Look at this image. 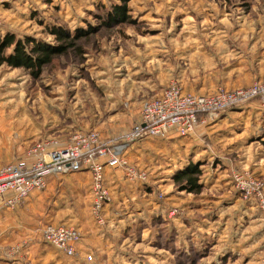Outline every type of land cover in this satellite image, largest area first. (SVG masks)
I'll list each match as a JSON object with an SVG mask.
<instances>
[{
    "label": "rangeland",
    "instance_id": "obj_1",
    "mask_svg": "<svg viewBox=\"0 0 264 264\" xmlns=\"http://www.w3.org/2000/svg\"><path fill=\"white\" fill-rule=\"evenodd\" d=\"M116 5L126 6L128 21L105 23ZM50 28L71 38L60 40ZM8 33L74 46L38 77L0 67V169L25 159L42 139L64 147L76 133L95 130L116 140L171 85L212 94L264 78V0H4L0 36ZM251 103L208 116L189 134L133 144L126 158L135 176L112 167L107 182L105 176L103 224L93 215L91 172L50 176L45 189L61 178L67 185L49 193L32 224L47 216L44 223L105 235L92 255L77 258L32 230L25 262L55 264L57 256L60 264H264V210L252 189L264 195V128L256 127L264 115ZM245 105L251 113L241 111ZM193 164L201 170L199 192L175 178ZM3 240L0 253L10 258L17 244Z\"/></svg>",
    "mask_w": 264,
    "mask_h": 264
},
{
    "label": "built area",
    "instance_id": "obj_2",
    "mask_svg": "<svg viewBox=\"0 0 264 264\" xmlns=\"http://www.w3.org/2000/svg\"><path fill=\"white\" fill-rule=\"evenodd\" d=\"M3 1L0 0V3ZM251 100H259L264 106V78L233 90L218 87L212 94L186 92L179 85H171L147 102L140 120L116 140L105 141L97 131L90 130L76 133L70 144L64 147L56 146L57 142L53 139L36 142L25 159L10 162L0 169V201L14 209L34 192L44 190L50 176L87 169L93 180V215L99 224H103L102 210L109 194L105 186L106 168H127L128 176L134 177L136 172L126 158V152L133 144L147 137L189 134L208 116ZM252 189L257 191L256 196L264 210L263 193L254 187ZM34 232L68 256L77 253L76 245L82 238L80 230L68 224L46 223L35 228ZM27 241L12 246L10 254L24 251L23 248L29 245ZM91 259L89 255L88 260Z\"/></svg>",
    "mask_w": 264,
    "mask_h": 264
},
{
    "label": "crops",
    "instance_id": "obj_3",
    "mask_svg": "<svg viewBox=\"0 0 264 264\" xmlns=\"http://www.w3.org/2000/svg\"><path fill=\"white\" fill-rule=\"evenodd\" d=\"M162 93V92H161ZM256 103H251L255 104V107L259 108L261 113L264 115V106L259 100H255ZM248 105H245L241 108V111H247L248 113H251L252 110L247 108ZM240 109V108H238ZM255 109V108H254ZM236 110H230L228 112L233 113ZM240 111V112H241ZM254 111V110H253ZM253 114V113H252ZM251 114V115H252ZM258 125L256 127H261L262 129L264 128V125L262 126L259 123H262L263 121H260V118L258 116ZM85 170V169H84ZM87 170V169H86ZM112 171L113 169L107 167L106 168V182H107V175L108 179L112 176ZM88 173L89 171L87 170ZM108 173V174H107ZM71 176V175H70ZM67 179V178H65ZM70 179V178H69ZM68 180H64L63 178L60 179L58 186L53 187L54 189L50 190V188L34 192L31 194L23 203L19 204L16 208L10 209L6 207L2 201H0V210L4 211V214L1 213L0 211V236L3 238V242H7L9 244H19L21 241L28 240L31 237L32 230L37 228L38 226L42 224H46L43 221H47V216H43L42 218L35 219L36 222L32 224V212L35 210H39V207H42L43 204L47 203L49 197V193H52V191H58V189L63 186V189L67 185ZM70 187L69 189L72 190H77V185L76 182L68 184ZM68 189V187H67ZM49 191V192H48ZM48 192V193H47ZM46 214V211H45ZM83 231V236L82 239L77 243V254L75 257L79 258L80 256H86L87 254H91L90 250L92 249L93 246L99 242V240L104 237L105 232L99 230L98 228L93 229H87L84 227H81ZM101 231V232H99ZM94 238V239H93ZM2 240V239H1ZM101 241V240H100ZM29 251H21L19 254H15L11 256L10 258H5L1 253H0V264H29L26 263L25 260L29 257L30 253H27ZM61 253V252H60ZM56 254V253H54ZM62 254V253H61ZM92 255V254H91ZM54 256V255H53ZM49 254H45L43 257H48L47 259H50L51 257ZM56 263L55 264H60L61 258H57L56 256Z\"/></svg>",
    "mask_w": 264,
    "mask_h": 264
},
{
    "label": "trees",
    "instance_id": "obj_4",
    "mask_svg": "<svg viewBox=\"0 0 264 264\" xmlns=\"http://www.w3.org/2000/svg\"><path fill=\"white\" fill-rule=\"evenodd\" d=\"M107 21L105 23L125 22L128 21L127 8L125 5H116L109 11ZM52 29L58 34L60 40H67L69 34H65L61 30ZM65 45V44H64ZM63 44L58 47H50L35 41L30 37L16 39L15 35L8 33L5 36H0V67L4 64L13 68L23 67L27 69L34 77H38L43 72L44 67L53 61V57L64 52L67 48L73 47L71 42L68 46ZM200 169L198 164H193L184 170L175 173L177 182H181L182 186L189 191L199 192L202 185L199 183Z\"/></svg>",
    "mask_w": 264,
    "mask_h": 264
}]
</instances>
